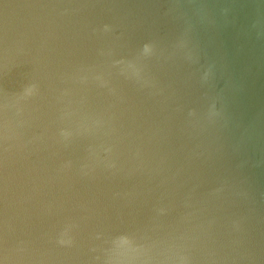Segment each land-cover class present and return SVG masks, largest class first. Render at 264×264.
Wrapping results in <instances>:
<instances>
[{
    "label": "water",
    "instance_id": "1",
    "mask_svg": "<svg viewBox=\"0 0 264 264\" xmlns=\"http://www.w3.org/2000/svg\"><path fill=\"white\" fill-rule=\"evenodd\" d=\"M0 264H264V0H0Z\"/></svg>",
    "mask_w": 264,
    "mask_h": 264
}]
</instances>
